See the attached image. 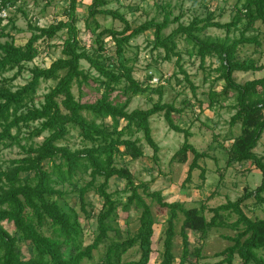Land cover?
<instances>
[{"label": "trees", "instance_id": "trees-1", "mask_svg": "<svg viewBox=\"0 0 264 264\" xmlns=\"http://www.w3.org/2000/svg\"><path fill=\"white\" fill-rule=\"evenodd\" d=\"M26 1L4 0V5L14 8ZM64 1V20L44 28L28 25L31 35L23 45L17 46L11 32H8L16 30L15 20H0V40L5 39L0 42V153L12 147H17L22 153V157L11 161L7 169L0 167V264H81L84 260H92L93 252L108 241L109 234H112L113 240L107 244L99 264H149L153 255L152 238L156 224L152 204L167 216L159 264H174L173 240L176 236L175 225L180 217L182 251L178 264H187L190 257L194 258L196 264L202 258L201 247L190 251L188 231L199 234V241L204 245L212 229H226L235 233L234 236H223L231 245L215 255L222 258L218 264H233L235 256L241 264H264V259L259 255L264 251V219H251L243 211L244 208L264 206V156L254 152L264 133V76L242 84L234 79L235 73L262 70L256 60L251 57L240 60L238 54L244 46L253 45L258 50L264 44V0H235L234 14L228 23L216 21L212 12L203 19L193 18L187 25L179 24L165 37L162 33L172 23L169 13L164 15L161 22L149 20L133 27L118 11L106 8L107 0H91L85 21L90 35H95L99 29L95 22L98 15L117 20L123 27L97 34L94 43L98 48L90 51L81 46L78 39L76 8L81 0ZM20 8L17 9L21 11ZM89 21H92L91 24ZM174 21L178 22V18ZM209 29L224 32L225 38L205 37ZM148 31L153 32V49L164 52V61L175 58L186 82L188 78L180 65L179 39L190 47L188 55H196L201 68L207 58L217 60L218 66L214 71L218 76L213 81L215 84L223 82V87L219 93L210 90L208 106L226 98L231 99L233 104L229 109L234 114L228 125L239 126L240 130L239 135L224 138L231 142L225 150V167L246 163L253 166L261 174V182L254 190L245 187L241 197L235 201L227 200L214 208H209L205 203L198 209L185 208L181 202H166L159 191H150L147 183H137L129 169L124 164L120 165L124 157L130 160L143 158L139 140L131 139L138 133L143 135L145 143L152 150L153 160L157 162L160 149L152 138L150 120L158 115L162 116L171 132L181 134L184 139L170 162L183 165L187 163L188 155L192 156L182 188L192 184L191 177L195 170L200 171L198 177L204 182L206 171L199 163L210 158L208 153L196 150L189 143L192 133L176 124V118L181 116L184 109L162 102V86L167 80L160 81L153 88L150 85L151 77L146 76L144 81L134 77L133 61L126 56V47L131 40ZM61 32L65 34L61 45L62 57L47 68L36 66L28 70L29 81L12 90V80L21 75L25 66L38 56V41H51ZM102 36L111 39L113 57L104 55L106 51ZM81 62L88 65L89 71L81 67ZM14 70L16 72L12 78H3ZM90 71L96 76L91 75ZM89 80L97 83L98 89H101L100 97L94 103H81L75 99L72 87L74 84L81 87ZM47 81H53L55 85L36 106V92L40 83ZM190 89L193 93L196 90L192 84ZM116 92L125 99L123 102L111 97ZM147 94L158 96L150 108L127 111L131 98ZM34 124L37 126H32ZM22 130H29L27 137L21 135ZM71 131H78L84 143L82 148L60 145ZM43 134L46 136L40 145L31 143L33 138ZM23 141L26 143L21 144ZM85 175L90 180L79 187L78 201L80 211L87 218L95 220V237L91 244L83 247L79 216L73 207L62 203L64 193L56 186L77 185ZM218 176L215 190L223 180L221 172ZM114 178L125 182L122 190V193H128L125 202L114 199L108 191L109 182ZM98 179L102 183L96 186ZM194 188L201 187L198 185ZM91 190L102 200V205L97 213L89 216L84 203L87 192ZM142 195L150 199L151 204H147ZM65 206L67 209H64ZM119 208L123 213L131 208L140 212L136 233L121 241L114 239L119 236ZM205 212L210 214L209 218ZM232 216L235 219L229 221ZM3 224L11 225L13 234ZM24 244L30 247L27 258L22 257L21 246ZM132 248H136L138 258L124 262L123 255Z\"/></svg>", "mask_w": 264, "mask_h": 264}, {"label": "rangeland", "instance_id": "rangeland-1", "mask_svg": "<svg viewBox=\"0 0 264 264\" xmlns=\"http://www.w3.org/2000/svg\"><path fill=\"white\" fill-rule=\"evenodd\" d=\"M91 0H81V3L76 8V18L78 20L76 27L79 30L78 39L80 45L88 51L96 50L98 45L94 43L97 34L107 29L121 30L122 25L119 21L113 20L110 17L96 16L95 22L99 29L95 35H90L85 27L87 20V8ZM106 6L109 10L118 11L126 20L134 27L139 24L155 20L161 22L164 15L169 13V20L172 21L168 27L163 31V37L168 36L174 31L179 24L187 25L193 18H205L208 13H214L216 21L220 23H228L231 20L235 0H107ZM21 7V11L17 8ZM66 10V3L64 0H27L24 4L10 7L7 19L15 20L16 30H8L11 32L15 44L17 46L23 45L30 37L31 33L28 25L38 28H44L59 20H64L63 13ZM178 18V22H173ZM6 22V21H5ZM4 22V24H5ZM92 21H89L91 24ZM205 37L223 40L225 34L222 31L209 29ZM153 32L148 31L143 35L130 41L126 47V56L130 58L134 67V77L139 81H144L146 76L154 80L165 81L166 84L162 86L163 96L162 102L173 103L176 108H183L184 111L181 116L177 117L175 122L183 129H188L192 133L189 143L200 151L209 154L210 158L200 161V166L205 168L206 174L204 182L199 179V170L192 173L189 186L182 188L188 166L192 156L188 155L186 164H178L170 162L173 154L181 147L183 143V136L171 132L162 116H154L150 120V127L152 131V138L159 146V153L157 155V162L152 158V150L147 146L141 133L136 134L131 139H138L139 146L143 152V158L138 160H130L129 157H124L120 163L124 164L134 176L137 183H147L150 191H159L168 203L181 202L185 208H199L202 203L207 204L209 208L217 207L224 204L227 200L235 201L241 197L245 187L248 190H254L261 182V174L249 163L243 165H232L229 168L225 167L226 152L231 142L224 138L230 139L239 135V126L230 127L229 119L234 114L229 107L233 104L231 99H225L221 102L209 107L208 93L214 90L216 93L221 91L223 82L214 83L218 76L215 73V68L218 62L215 58H207L204 66L201 68L199 59L196 55L189 56L190 47H186L181 39L177 41L178 48L181 52L180 65L182 70L186 73L188 82L184 80V76L180 73L176 59L172 58L170 61H164V52L162 50L153 49ZM65 39L64 32L57 34L51 41H38L36 48L38 56L29 64L25 66V71L17 76L10 83L12 90L24 86L30 79L28 70L33 67L47 68L53 61L61 58V45ZM1 39L0 42H4ZM102 43L105 46L107 57H113L114 46L111 39L107 36H102ZM253 45L244 46L238 54V58L243 60L251 57L257 61V65L262 67L259 72L249 73H235L234 79L237 83H244L249 80L260 79L264 76V44L257 51ZM81 67L85 71H89L88 65L81 62ZM15 70L3 76V78L10 79L15 75ZM91 75L96 76L93 71ZM150 84L153 88L157 86L153 81ZM151 82V83H152ZM190 84L196 89L193 93L190 89ZM55 85L53 81L41 82L36 92L34 104L40 105L43 96ZM97 83L89 80L88 84H83L78 87L76 84L72 87V93L76 100L81 103H94L98 100L101 94V89H98ZM112 98L123 102L125 99L117 92L112 94ZM158 96L155 94L139 95L131 98L127 111L134 109H148L153 102L157 101ZM36 127L37 125H32ZM29 130H22V136L27 137ZM21 136V137H22ZM46 134L40 137L33 138L31 143L38 146L42 143ZM22 142L21 144H25ZM67 145L72 149H79L84 146V143L78 136V131H71L69 137L60 145ZM223 145V147H222ZM255 154L264 156V133L262 134L258 146L255 149ZM22 157L21 151L17 147L10 149H3L0 153V167L5 170L9 167L10 162ZM220 170V171H218ZM223 174V180L219 188L215 190V186L219 181L218 173ZM89 176H82L80 181L76 184L58 185L56 189L64 193L62 203L65 202L68 206L73 207L74 211L79 216V223L83 230V247L92 243L95 237V220L87 218L80 211V203L78 201V190L80 186H84L89 182ZM102 183L98 179L96 186ZM200 186V189L194 188ZM125 182L117 179H111L109 182L108 191L113 194L114 199L125 202L128 193H122ZM141 193V190H139ZM215 192V195L213 194ZM213 194V195H212ZM147 204H151L150 199L142 195ZM209 199V200H207ZM252 204L251 201L248 202ZM102 200L95 194L93 190L87 192L85 196V209L89 216L97 213L101 208ZM152 211L155 216L156 224L154 225V235L152 238L153 255L151 256L149 264H159L161 254L163 251L162 240L165 221L167 216L165 212L152 204ZM64 209H67L65 206ZM247 217L254 219H264V206L249 207L243 209ZM118 219L117 224L119 228V236L117 240H126L133 236L139 227L140 212L131 208L128 212L123 213L119 208L117 210ZM207 218L210 214L204 213ZM127 218V219H126ZM234 216L230 217L229 221H233ZM182 218L176 222L175 232L176 236L173 240V254L175 256L174 264H178L179 257L182 251L181 238L179 230ZM3 227L11 234L13 228L11 225L3 224ZM235 233L226 230H210L208 232V239L201 244L199 241V234L188 231L190 251L194 248L201 247L202 258L196 264H218L222 258L215 257L217 253L222 252L231 244L223 238V236H234ZM112 234H109L108 241L102 243L99 248L93 252L92 260H84L81 264H99L101 257L109 241L113 240ZM22 257L27 258L30 254V247L27 244L21 246ZM264 259V251L259 253ZM138 258L136 248H132L123 255L124 262L136 260ZM187 264H194V258L190 257ZM233 264H241L240 259L235 256Z\"/></svg>", "mask_w": 264, "mask_h": 264}, {"label": "built area", "instance_id": "built-area-1", "mask_svg": "<svg viewBox=\"0 0 264 264\" xmlns=\"http://www.w3.org/2000/svg\"><path fill=\"white\" fill-rule=\"evenodd\" d=\"M9 10H10V7L7 5H4V0H0V20L1 21H5L8 18ZM152 80L157 82L155 83V85L158 84L159 80H154L153 78ZM152 80L150 81V83L152 82ZM151 84H153V82Z\"/></svg>", "mask_w": 264, "mask_h": 264}]
</instances>
